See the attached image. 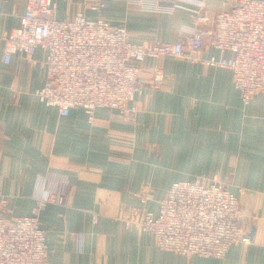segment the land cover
<instances>
[{"label": "crops", "instance_id": "obj_1", "mask_svg": "<svg viewBox=\"0 0 264 264\" xmlns=\"http://www.w3.org/2000/svg\"><path fill=\"white\" fill-rule=\"evenodd\" d=\"M26 1L0 0V204L11 220L30 216L49 193L62 197L38 214L47 264H264V98L244 104L228 69L146 58L138 81L160 68L164 82L135 94L126 117L106 108L91 119L80 108L60 116L35 95L45 79L41 49L3 64L2 35L18 26ZM200 1L210 20L233 2L179 0L171 14L145 13L126 0L52 5L59 20L80 13L123 27L134 43L153 44L182 38ZM96 3L106 8L92 10ZM210 56L219 53L204 48L202 57ZM197 174H229L232 194L246 190L238 198L247 208L244 225L256 218L250 244L232 245L222 259L186 257L159 250L120 221V210L141 206V198L157 214L170 185Z\"/></svg>", "mask_w": 264, "mask_h": 264}, {"label": "built area", "instance_id": "obj_2", "mask_svg": "<svg viewBox=\"0 0 264 264\" xmlns=\"http://www.w3.org/2000/svg\"><path fill=\"white\" fill-rule=\"evenodd\" d=\"M145 13L170 14L176 1L126 0ZM193 26L174 43L141 44L129 40L123 27L107 21L55 17L52 0H27L18 26L2 35L3 64L16 54L27 58L41 49L45 54V79L36 97L66 117L80 108L91 119L97 108L116 110L126 117L128 104L143 90H158L164 82L160 68L146 82L138 81L146 58L169 57L207 67L230 70L241 101L264 98V0H233L229 9L213 20L197 4ZM106 8L96 3L92 10ZM209 28H206L208 27ZM219 53L202 57L204 48ZM227 54L229 56H227ZM47 202H62L49 193L30 216L8 219L0 206V264H47L45 232L39 212ZM141 206L121 209L125 227H135L153 238L156 247L186 257L222 259L229 248L249 243L240 228L243 212L237 198L223 185L204 179L170 185L157 214Z\"/></svg>", "mask_w": 264, "mask_h": 264}, {"label": "rangeland", "instance_id": "obj_3", "mask_svg": "<svg viewBox=\"0 0 264 264\" xmlns=\"http://www.w3.org/2000/svg\"><path fill=\"white\" fill-rule=\"evenodd\" d=\"M170 1H176V4L177 5H178V2H179V0H170ZM176 8H177V6H176ZM174 12H175V9H174V11L172 13H174ZM191 26H193V24ZM223 175H224L223 177L221 175H216L217 176L216 177V176H211L210 174H199V175L197 174V175L194 176L193 180H191V181H196V180H199V179H204V180H207L209 182H217V183L223 185L230 192L229 186L231 185V182H233V178H232V176H228L229 174H227V175L226 174H223ZM245 193H246V190L240 188V189H238V195H234L232 193L231 194L234 195L237 198V201L239 203V206H240V208H241V210L243 212V217H242V222L240 223V228H241V231L243 232V234L246 235V236H248V238H249V243L248 244H250L251 243V239H252L251 237H252V235H253V233L255 231V226L254 225H255V222H256V218H255V216H253V218L251 220V223L244 225L245 219L247 217L246 216L247 215V208H246L245 205H242L239 202V198L238 197L239 196H243ZM0 206H3V205L0 204ZM236 244H243V243L238 242ZM243 245H246V244H243Z\"/></svg>", "mask_w": 264, "mask_h": 264}]
</instances>
